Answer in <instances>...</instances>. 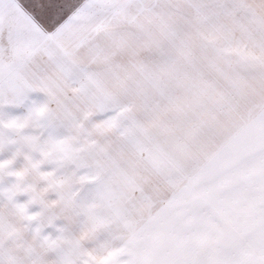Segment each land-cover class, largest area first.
<instances>
[{
	"label": "snow or ice",
	"instance_id": "1",
	"mask_svg": "<svg viewBox=\"0 0 264 264\" xmlns=\"http://www.w3.org/2000/svg\"><path fill=\"white\" fill-rule=\"evenodd\" d=\"M124 7L121 0H0V107L23 105L33 93L42 97L39 102L31 99L23 113L0 119V129L20 133L52 126L92 96L99 80L89 65L108 54L97 45L96 33L122 16ZM97 12L107 15L100 23L90 22ZM255 22L262 35L247 54L255 69L252 83L245 78L232 81L231 94L225 96L199 79L187 50L181 53L182 61L167 71L178 81L195 80V87L178 97L167 80L155 78L153 86L168 97V104L144 129L161 132L155 145L159 157L148 160L147 166L166 178L147 198V206L155 205L156 210L145 225L131 228L120 247L100 255L76 241L71 253L56 264H264V16H256ZM81 50L88 52L87 62ZM213 108L222 118L201 144L203 158L191 161L187 171L180 169L179 176L171 175L168 163L173 153L189 150ZM21 140L36 149L37 136L22 135ZM67 144L64 139L50 141L48 148L39 149L40 159L25 153L27 163L21 168L12 167L19 149L0 160V174L16 177L15 183L0 188L7 205L0 209V244L17 231L8 215L19 213L32 220L38 213L29 212L28 205L43 203L42 193L62 183L49 180L35 193L22 184L25 174L29 169L38 171ZM39 175L48 180L51 173ZM28 191L33 194L27 201H16L18 192ZM85 212L90 220L87 235L102 222L91 208ZM113 212L119 217V206ZM65 239L58 235L51 243ZM0 264L24 261L11 248L0 246Z\"/></svg>",
	"mask_w": 264,
	"mask_h": 264
},
{
	"label": "rangeland",
	"instance_id": "2",
	"mask_svg": "<svg viewBox=\"0 0 264 264\" xmlns=\"http://www.w3.org/2000/svg\"><path fill=\"white\" fill-rule=\"evenodd\" d=\"M121 2L125 5L122 16L102 26L95 36L99 48L108 54L89 65L99 80L98 86L93 85V95L52 126L25 128L20 133L0 129V160L19 149L13 168L26 165L25 153L40 159L39 149L48 148L52 140L68 142L64 151L53 153L38 171L29 169L23 178L22 184L35 193L49 180L62 181L42 193L43 203L37 200L28 205V211L38 215L32 220L19 213L7 216L17 231L0 246L14 250L24 264L34 259L38 264H56L59 257L71 253L76 241L82 249L104 254L120 247L130 229L144 226L155 212V205L147 206V198L166 177L147 166V161L159 157L155 145L161 132L155 127L144 129L168 104V97L153 86L155 78L167 80L178 97L195 87V80L178 81L168 75L167 70L182 61L183 51L190 52L199 79L225 96L231 94L232 81L253 82L255 69L247 54L262 35L255 17L264 16V0ZM106 15L97 12L90 22L100 23ZM81 57L87 62L88 52L81 50ZM30 98L39 102L42 97L33 93ZM31 99L20 106L0 107V119L23 113ZM221 118L219 111L210 109L207 125L193 138L189 150L173 153L168 163L171 175L179 176L180 169L187 171L191 161L203 158L201 144ZM27 134L38 137L36 149L21 140ZM41 171L51 173L48 180L39 175ZM15 181L14 176L0 174V188ZM32 194L18 192L16 201L25 202ZM6 206L0 198V209ZM114 206L121 210L119 217ZM88 208L102 226L84 235L90 223ZM58 235L66 239L52 244Z\"/></svg>",
	"mask_w": 264,
	"mask_h": 264
}]
</instances>
